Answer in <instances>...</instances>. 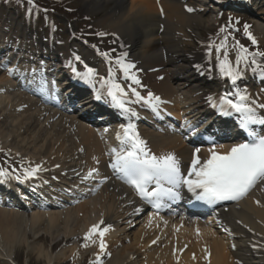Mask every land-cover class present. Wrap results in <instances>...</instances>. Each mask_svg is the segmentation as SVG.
<instances>
[{"label": "bare ground", "instance_id": "bare-ground-1", "mask_svg": "<svg viewBox=\"0 0 264 264\" xmlns=\"http://www.w3.org/2000/svg\"><path fill=\"white\" fill-rule=\"evenodd\" d=\"M202 1L208 3V0ZM244 3H247V0H244ZM263 3L264 0H255L253 5H249V7L254 10V5L260 6ZM183 7L184 5L181 2L179 4L176 0H159L158 4H156V0H83L82 9L86 16L99 17L94 18L96 27L105 30L106 35L114 38L120 49L117 59L122 58L125 63H133L138 60L144 62L147 69L157 67L167 69L166 72L157 73V76L165 74L166 78L162 83L156 84L155 87L169 97L170 95L178 94L179 97L189 98L188 100L194 101V104H192V107H194L195 101H197L193 96L195 93L206 96V89H208L217 98L225 94L214 90L217 84L212 82V80L230 81V83L231 80L221 73L220 65L225 60L222 58L216 61L217 54L212 48V53H209V61L203 63L196 59L201 54H204L205 50L201 51L194 44L203 41L202 31L210 30L215 25L214 16L211 19H205L204 14L188 15L184 12ZM160 14L163 18H161ZM259 15H264V10L259 12ZM262 19L264 21V18ZM161 24H164L163 33H159L158 30ZM255 25L254 33L251 36L264 43V22H256ZM16 29L19 30V27H16ZM66 32L70 34L75 45L79 46V41L75 38V33H72V29H66ZM50 42L51 44H48L47 41L40 42L36 38H28L19 42L18 45L19 48L24 50L25 53L23 55L26 57L30 56L26 51L37 54L43 46H47L48 49L54 46L56 51L61 54L60 57L65 61V68L57 67L55 69L52 67L50 73L58 79L62 78L64 81H68L74 73L72 62L75 58L71 54V48L61 42L54 41V37H52ZM231 49L232 46L230 44H223L221 56H225L226 50ZM164 51H166L165 54L167 56L166 62ZM83 52L89 59L94 61L95 65H98L97 73L100 78H107L110 84L116 83L122 87L121 83L124 81L125 75L121 71L120 66L116 64L117 59L110 61L105 57H101L94 48H85ZM40 55L44 58L52 59V55L48 52H40ZM225 57H229V54H226ZM13 62L14 65L10 71L13 72L14 67H16L18 68L17 74L19 77L25 76L26 71L23 69L24 60L16 57ZM228 62L233 69L239 68L245 63L244 60H241L237 66V59L228 60ZM192 63L194 68H199V70L195 71L198 76H195V81L190 69ZM111 64H114L119 69L114 70ZM75 71L79 73L85 72L84 68L80 66L76 67ZM131 74L132 72L130 71ZM179 75L185 76V80H182L183 83L177 89L170 87L173 76L178 77ZM248 76L247 73L242 75L243 78ZM39 79V76H35L32 82H36ZM239 84L241 83L237 82L236 86L232 83L229 84L228 93H233L236 90L245 91L246 88L244 86L246 85L240 87ZM16 85L17 81L13 76L9 79L0 72V147L9 148L14 158L24 162L25 167L34 168L39 165L44 170L46 166L53 168L55 164H61L62 168L58 172L65 169V167H69L70 159L72 158L71 153L75 152L76 148H68L62 137L54 133L58 120L51 123L50 117L43 118L37 114L38 112L33 111L31 107L23 111L24 105L29 104L30 106L31 99H25L18 89L13 88ZM11 88L12 91H10ZM72 89V87L66 86L60 90V93L75 97L72 94ZM175 105L176 110L183 113H185V107L188 106L183 105V107H180L177 104ZM195 108L198 112L195 116L203 113L199 105ZM68 110L77 111V116H80L87 123L100 130L102 120L96 117L93 119L88 113L95 110L99 111L98 107L91 105L87 107L88 111H85L78 109L76 106L73 107V104H71L67 108ZM82 112L83 114H81ZM142 115V112L139 111L135 112L134 116L139 119ZM38 117L44 120L42 123H49L52 128L50 130L46 129L37 119ZM68 118H71L77 132L92 146L91 152L87 150L86 155H92L94 162L101 164V143L95 134L88 133L84 124H75L73 120L75 117ZM138 121L135 120L133 123L135 132H146L150 143L157 151L176 150L178 158H188L187 155L191 151L185 146L182 148L177 145L176 143H179L177 139L164 144H159L157 141L154 142L155 138L158 135L165 134L167 132L166 128L172 127L173 123L163 120L159 121L158 124L161 125L162 130L160 134L156 135V133L151 131V128H138ZM260 126L258 128H261ZM148 133H151L154 137ZM105 136L108 145L111 140L115 141V150L122 148L121 141L112 134L106 132ZM171 138L174 137L172 136ZM93 181L98 182L99 180L95 179ZM90 186H94V183L90 184ZM28 189L21 186L23 191H28ZM83 189L86 190V187H83ZM99 189H101V192L98 197L91 199L80 207L74 208L72 211L34 212L31 216L29 215L30 219L33 222H40L52 231H62L61 239L57 240L58 243L62 244L73 239L78 232L88 230L87 233L84 232V235H81V243H87L86 252L100 253V255L102 253L100 250L101 237L99 232L108 229L102 238L106 247L99 259L104 262V260L109 258L107 253L112 254L107 264H183V262L184 264H208L207 262L210 264H264V186L253 192L245 202L240 203L236 208H232L228 213L224 214L229 218L230 222L227 236L216 239L213 237L207 238L206 236H212L214 233L205 230L203 237H206L208 241L206 243L210 246H202L198 250L196 248L197 243L193 238V235L197 238V233L184 230L186 232L183 236L174 237L163 227L164 223L159 217L149 216L146 218L148 222L143 229L130 232L129 224L142 211L141 204L114 179L110 180L107 185L100 186ZM57 192H62V189ZM7 213L4 210H0V222ZM94 225L98 226V231L86 241L85 235L89 233ZM189 232H191V235ZM58 237L59 234L55 232L53 240ZM21 241L19 233H14L10 229H0V261L13 263L14 249L21 244L17 242ZM124 243L131 244L123 247ZM151 243L153 244L151 245ZM157 243L167 244H163L158 250H153L151 247ZM183 243H187V247L190 250L186 252L182 261H178L165 247L167 249H170V247L178 249ZM120 245H122V248H120ZM68 251L71 252L68 247H64L61 253L66 255ZM192 253L194 254L191 258L190 255ZM38 254L45 257L48 263L61 257V254L53 258L48 257L51 252L44 248H39ZM75 254L80 256L78 259L80 260L83 252L76 248ZM235 261L238 263H235Z\"/></svg>", "mask_w": 264, "mask_h": 264}, {"label": "snow or ice", "instance_id": "snow-or-ice-1", "mask_svg": "<svg viewBox=\"0 0 264 264\" xmlns=\"http://www.w3.org/2000/svg\"><path fill=\"white\" fill-rule=\"evenodd\" d=\"M32 3V0H29ZM193 11V9H188ZM246 30H247V26ZM224 31V29H221ZM100 35H103L101 33ZM252 39L251 37H249ZM252 43L256 41L252 39ZM223 47V44L221 45ZM220 48H217V52ZM101 55L108 58L107 53ZM251 55V60L247 57ZM260 53H248L246 48L240 49V55L237 58V66L244 60L246 68L251 67L253 72L256 69H261V75H264V66L256 59ZM226 56V54H225ZM79 60V57H76ZM116 64L120 66L126 79H131L132 83L139 85L140 80L134 75H130V69L134 67L131 63H125L122 58L116 60ZM221 73L230 78L231 83L236 86L237 80L241 76L239 68L233 69L227 58L220 65ZM75 75L85 83L93 84L96 73L91 68H87L86 72L79 73L73 69ZM111 72V70H110ZM106 81L107 78H101ZM94 86V84H93ZM107 95L112 98V101L122 112H130L125 107L127 93L119 84L112 83L107 91ZM132 95L136 101H144L145 104L151 105L155 110L158 109L160 98L154 97L151 93L148 96L142 97L135 89L132 90ZM234 96L235 99L229 98ZM100 99V96H97ZM156 103H153V102ZM213 106H216L214 103ZM219 107L221 114L230 115L231 111L244 114L242 120V128L248 136L247 142L240 143L230 149L227 154L221 155L210 149V157L200 162L194 156L191 168L187 175L182 174L180 162L173 154L167 156L156 157L151 155L146 148L145 142L141 140L138 133L135 132V126L129 124L122 129V136L118 137L121 144L124 145L119 151L113 150L115 160L111 167L122 174L121 178L125 183L133 187L141 199L148 203H153L157 208L160 207L159 201L164 196L176 198L178 193L173 189L185 185L190 193H193L197 201H201L207 205H214L219 201L239 200L245 197L251 189L259 183H264V134L257 131L256 125L264 126V117H260L256 113V102L250 101L246 91L236 90L233 93H225L219 98ZM259 107H264L260 105ZM231 110V111H230ZM135 115V113H132ZM199 149H197V152ZM199 165V166H198ZM42 171L37 165L34 168L25 169L23 172L24 179L35 176ZM92 173H89L91 176ZM10 173L0 170V177H9ZM16 179H20L19 176ZM155 184V188L149 190V185ZM167 184L171 187H164ZM199 190V191H197ZM108 229L99 232L101 237L100 250L104 251L106 245L103 242V236ZM98 226L94 225L88 234L85 235V240H89L94 233H97ZM85 247L88 245L85 244ZM99 256L97 262H99Z\"/></svg>", "mask_w": 264, "mask_h": 264}, {"label": "rangeland", "instance_id": "rangeland-1", "mask_svg": "<svg viewBox=\"0 0 264 264\" xmlns=\"http://www.w3.org/2000/svg\"><path fill=\"white\" fill-rule=\"evenodd\" d=\"M51 1H53L54 4H56V3L61 4V3L67 2L68 4H66V5L69 6L70 12L65 11L64 16L72 22L71 23L72 26H74V27L77 26L80 34L83 35L85 37V39H87L88 42L94 44L97 47H102V44H103L106 47V50H109L111 52L112 39L110 37H107V36L102 37V35H100L101 33H103V31L97 29L96 23H94V20L96 18H99V17H93L92 18L90 16H86L83 13V9H82L83 0H70V1L51 0ZM189 1H191V0H189ZM197 1H202V0H192L191 1L192 5L195 6L193 4V2L195 3ZM19 2L22 6L21 8H17L13 5L14 11L21 9L19 20H21L22 23H23V21L28 23V20L30 19V17H32V23H34L35 18H36V13L31 12L32 10L29 8V5L26 2L25 3L21 2V1H19ZM5 7H7L6 2L0 0V10H1L0 11V22H2L7 17V13L5 12V10L7 8H5ZM14 11H12V16H14L16 14V13H14ZM210 15L208 13H206L204 18L210 19ZM46 16L49 18L48 14H39L40 21H42L41 20L42 17H46ZM21 17H22V19H21ZM252 18H253V20H255V22H257V21L260 22L261 20H263L262 18H264V15H259V12H256V13H254ZM55 19L58 20L57 17H55ZM11 20H12V18H11ZM43 21H45V19ZM41 27L42 26L39 23V29H38L39 31H40ZM62 29H64L63 26H62ZM216 29H217V27L215 26L209 32H205V30L202 31L201 34L204 37L203 40H209L210 36L215 33ZM0 30H1V28H0ZM208 33H210V34H208ZM46 38H47V36H46ZM238 39H237V41H238ZM203 45H204L203 41L197 42V46L200 47ZM115 52H116V50H115ZM0 165H6L7 167L8 166L11 167L12 165H15V167L18 171L24 170L23 168H20L19 162L14 161L13 156L11 155L10 150L8 148L4 149L0 153ZM15 167H13V168H15ZM30 216L28 213H26V214L7 213L4 215V219L0 222V229H10V230L14 231V233H19L21 236L22 241L17 242V243H21V244L18 245L14 249V251H15V255H14L15 263L16 264H49L47 262V260L45 259V257L40 256L38 254L39 248H44V249H47L48 251L51 252V254L48 256L50 258H53L56 255L61 254V257L58 260H54V261H56L55 264H73V258H72L71 253L75 250L74 247L77 245V243L81 244L80 242H82V240H80V238H73V239H70L68 241H65L63 244L58 243L57 240L61 239L60 236L62 235V231H56V230L52 231V230L46 228L44 225H42L38 221L37 222L31 221ZM138 228L139 227L136 226L134 229L136 230ZM55 232H57L59 234V237L56 240H53V237L55 236ZM77 235L78 236L84 235V231L82 230V231L78 232ZM55 241H57V242H55ZM50 242H53V243H50ZM64 247H68V249L71 250V253L68 251L66 253V255H63L61 252L64 249ZM29 249L31 250L30 252H29ZM88 256L89 255H87L84 258L86 261H87ZM86 261H84V264H87V263L92 264L91 259L87 262ZM0 264H3V263H0Z\"/></svg>", "mask_w": 264, "mask_h": 264}]
</instances>
